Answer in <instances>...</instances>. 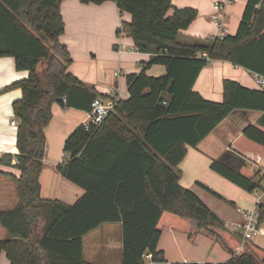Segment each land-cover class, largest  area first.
<instances>
[{
	"label": "trees",
	"instance_id": "16d2710c",
	"mask_svg": "<svg viewBox=\"0 0 264 264\" xmlns=\"http://www.w3.org/2000/svg\"><path fill=\"white\" fill-rule=\"evenodd\" d=\"M61 1L0 0V57L11 56L17 70L28 71L26 79L13 85L22 90L12 104L19 121L18 153L0 157V164L19 171L18 176L1 172L14 181L18 201L12 209L0 210V225L8 233L0 239V253L9 264H92L83 259V236L103 223L120 222L121 264H142L146 253L152 261L165 262L157 248L165 227L219 242L230 258L218 264H264V248L251 239L241 243L192 190L179 184L178 169L187 146H197L233 110L264 112V91L232 79L223 80L220 102L193 90L211 60L264 75V0L246 1L234 34L187 43L177 37L195 19L196 9L173 8L168 14L171 0H114L131 16L122 30L150 58L138 73L127 75L126 99L109 96L114 105L99 126L81 124L65 139V159L56 169L84 190L72 204L40 196L44 128L52 103L89 112L99 94L67 72L71 56L59 41ZM154 64L163 65L164 74L148 75ZM233 144L262 153L264 127L247 125ZM210 168L248 193L264 181L259 170H249L245 159L230 151L212 160ZM257 210L264 222V205Z\"/></svg>",
	"mask_w": 264,
	"mask_h": 264
},
{
	"label": "crops",
	"instance_id": "0c3cea01",
	"mask_svg": "<svg viewBox=\"0 0 264 264\" xmlns=\"http://www.w3.org/2000/svg\"><path fill=\"white\" fill-rule=\"evenodd\" d=\"M216 1L224 3L222 23L228 34L235 33L247 0L232 3L227 0H171L172 7L168 14L172 13L173 8L191 7L197 10L195 19L186 29L180 31L177 37L180 43L218 36L219 28L211 19ZM59 8L64 22L59 41L66 45L71 56L67 72L94 89L106 104L112 101L109 96L126 99L129 96L127 75L138 73L143 62L150 58L149 53L134 49L132 38L122 30V23L131 19L130 14L121 12L114 0H106L100 4L62 0ZM164 72L165 67L160 64H154L147 70V74L153 77ZM27 77V70L16 69L13 57H0V157L18 153L16 140L19 121L13 113L12 104L22 97V90L13 85ZM224 79H232L246 87L256 88L251 72L228 61L211 60L200 71L193 90L208 100L220 102L223 99ZM50 111L51 118L44 128L45 149L38 178L39 192L43 199H57L65 204H72L84 190L62 177L56 165L65 159V139L79 125L88 122L89 112L62 107L56 102L51 104ZM261 113L247 109L233 110L197 146H187L186 154L178 164L181 172L179 184L192 190L223 220L228 230L238 236L241 243L244 241L236 233L235 226L244 222L245 211L257 208L259 204L264 205V193L261 188L252 193L244 191L214 172L210 168V162L230 151L245 159L249 170H259L264 175V151L256 153L233 144L244 127L253 124ZM1 172L18 176L19 171L0 164V210H10L18 201L16 186L10 176ZM205 187L220 194L227 201L216 197ZM261 226L264 228L263 221ZM7 236L6 229L0 225V239ZM251 241L264 248V234L255 235ZM157 248L163 251L166 261H152L150 254L146 253L142 264H218L230 258V254L219 242L203 234L190 237L187 233L170 227L162 230ZM82 255L86 262L92 264H121V223H103L84 235ZM0 264H9L3 251L0 253Z\"/></svg>",
	"mask_w": 264,
	"mask_h": 264
},
{
	"label": "built area",
	"instance_id": "2783aa9c",
	"mask_svg": "<svg viewBox=\"0 0 264 264\" xmlns=\"http://www.w3.org/2000/svg\"><path fill=\"white\" fill-rule=\"evenodd\" d=\"M239 0H227V2H238ZM224 3L216 1L213 5V13L211 15L212 21L219 28L218 36H210L209 39L213 37H223L228 34L227 28L223 25V15L222 12ZM135 49V48H134ZM252 78L255 82L257 89L264 91V75L258 73H252ZM116 98L115 100H118ZM114 100L111 103H104L101 98L96 97L92 100L90 104L89 120L87 123L83 124L85 128H89L90 125L99 126L108 114V111L113 108ZM15 125V122L12 121ZM261 191L264 193V181L261 186ZM244 222L239 226H235L236 233L241 237L242 241L252 239L257 234H264V228L261 226V221L259 220V214L257 208L245 211ZM148 256V255H147Z\"/></svg>",
	"mask_w": 264,
	"mask_h": 264
},
{
	"label": "water",
	"instance_id": "95a60500",
	"mask_svg": "<svg viewBox=\"0 0 264 264\" xmlns=\"http://www.w3.org/2000/svg\"><path fill=\"white\" fill-rule=\"evenodd\" d=\"M254 124L264 127V112H262L254 121Z\"/></svg>",
	"mask_w": 264,
	"mask_h": 264
},
{
	"label": "rangeland",
	"instance_id": "374dc122",
	"mask_svg": "<svg viewBox=\"0 0 264 264\" xmlns=\"http://www.w3.org/2000/svg\"><path fill=\"white\" fill-rule=\"evenodd\" d=\"M254 239H257V238H254Z\"/></svg>",
	"mask_w": 264,
	"mask_h": 264
}]
</instances>
